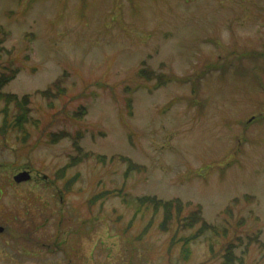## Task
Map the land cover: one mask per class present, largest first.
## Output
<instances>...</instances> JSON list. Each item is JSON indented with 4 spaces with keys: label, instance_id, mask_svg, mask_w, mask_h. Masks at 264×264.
Wrapping results in <instances>:
<instances>
[{
    "label": "rangeland",
    "instance_id": "1",
    "mask_svg": "<svg viewBox=\"0 0 264 264\" xmlns=\"http://www.w3.org/2000/svg\"><path fill=\"white\" fill-rule=\"evenodd\" d=\"M13 74L0 264H264V0H0Z\"/></svg>",
    "mask_w": 264,
    "mask_h": 264
},
{
    "label": "trees",
    "instance_id": "2",
    "mask_svg": "<svg viewBox=\"0 0 264 264\" xmlns=\"http://www.w3.org/2000/svg\"><path fill=\"white\" fill-rule=\"evenodd\" d=\"M145 72H147V73H145ZM148 70L147 69H144V68H142V69H140L139 70V72H137L138 74H140V75H142V74H144L145 73V76H147L148 77ZM163 76V75H162ZM161 75H156V78L157 77H160V78H164L165 77V79L164 80H162L161 79V83L162 84H165L166 82H168V81H170V80H174L172 77H167L166 75H164V77H162ZM13 77H14V74L13 75H9V76H6V77H3V79H2V81L0 82V86H2L3 87V85L4 84H6L9 80H11V79H13ZM60 89V88H59ZM52 90V89H51ZM50 88H48V90H45V91H43V92H41V95L43 96V97H45V95H49L50 94ZM61 90H62V93H64L65 92V89L64 88H61ZM64 91V92H63ZM49 97V96H48ZM14 99H16L15 97H14ZM14 102H15V100H13ZM25 104H27V103H25ZM130 106V105H129ZM20 108H21V105H20ZM84 111V110H83ZM16 120H15V123H14V125L16 126V128L17 129H19V130H22L23 132H25V128L23 129L22 128V126L23 125H26V123L27 122H29L28 121V119L29 118H27V114L26 113H21V111H19V113H18V116L15 118ZM24 136H27L26 134H24ZM50 136V140H51V135H49ZM76 150H77V152H78V155H80V154H82L83 152H82V149L80 148V147H76ZM83 158H89V153H83V156H82ZM94 158H96V159H98L99 160V157L100 158H102V159H105L104 157H102V156H99V155H94L93 156ZM114 159V158H113ZM112 159V160H113ZM119 159L120 160H122L124 163H127V166H125V167H127V169L125 170V178H128L129 176H130V173L133 171V172H136V171H142V169H141V166H139V165H137V164H135V163H133V162H131L129 159H127V158H125V157H119ZM75 160H77V161H82V159H81V157H78V156H76L75 157ZM73 161H74V159H73ZM136 170V171H135ZM97 197H94V199H93V203L95 202V201H97ZM125 199V198H124ZM134 201H136L137 202V206H139L140 208H136L137 210H135V216H137L138 214H139V212H141V210H142V207L144 206V207H146V208H154V211L155 212H157L158 211V209H159V206H164L163 205V201H159V200H157L156 198H154V197H148V196H143L142 198H134ZM168 203V205H167V210L168 211H165V215H164V221H162V222H164V227H167L168 226V223H170L171 222V220H172V217H173V215H174V213H173V209L175 208V210H174V212L175 211H177V210H179L178 209V207L180 206L181 207V201H179V200H177V199H175L174 201H173V204L172 205H170L171 203L170 202H167ZM158 206V207H157ZM165 207V206H164ZM176 213V212H175ZM177 217H178V215H176ZM199 216L198 215H196V213L195 212H193V213H191V215L189 216V219L187 220V223H185L183 226L185 227H190L191 229H192V227L194 226V224H195V222H202L201 223V226H200V228L198 229V231H197V233H195V234H193V235H190V236H194V237H196V236H198L199 234H200V236H202L203 234H205L206 232H211V233H213L214 235H217L218 234V232L219 233H223L224 232V235H225V231L224 230H221V229H218V228H216L215 226H212V225H209V224H207V222H205V221H203L202 219H200L199 220ZM194 220V221H193ZM161 222V223H162ZM219 235V234H218ZM190 242V240L188 241V242H186L187 244ZM188 248V247H187ZM231 256H233L234 257V255H233V253H231L230 254ZM235 258V257H234Z\"/></svg>",
    "mask_w": 264,
    "mask_h": 264
},
{
    "label": "flooded vegetation",
    "instance_id": "3",
    "mask_svg": "<svg viewBox=\"0 0 264 264\" xmlns=\"http://www.w3.org/2000/svg\"><path fill=\"white\" fill-rule=\"evenodd\" d=\"M0 82H1V80H0ZM4 87V86H3ZM3 87L2 86H0V95H1V90H3ZM1 98H3V101H1L0 100V102H4L7 106H4V109L6 110L10 105H13V98L11 99V96H7L6 97V95H1L0 96V99ZM4 104V105H5ZM10 108V107H9ZM4 109H2L1 110V112L3 113L4 112ZM4 114V113H3ZM8 116V115H7ZM16 120V119H15ZM14 123H15V121H14ZM2 165H1V162H0V228H2V231H0V252L2 251V250H4V249H7V250H11V252L12 253H14V252H16V250H17V247H10V246H4V245H2L3 244V242H7L6 240H8L6 237H4V233L6 234L8 231L5 229L6 227L5 226H3V225H1V222L3 221V212H2V210H3V205L1 204L2 203V201H3V196H4V194H3V189L5 188V184H4V179H3V174L1 173L2 171ZM22 171H28V170H16L12 175H11V181H8L7 183H8V185L9 186H17V185H19V184H21V183H16L15 181H14V176H16L17 175V173L19 174L20 172H22ZM28 173H29V175H30V179H31V173H30V171H28ZM29 179V180H30ZM3 215V216H2ZM12 216V215H11ZM13 217H15L14 215H13ZM16 218V217H15ZM32 233H34V232H32ZM31 234H29V236H30ZM23 237H25V236H23ZM6 238V239H5ZM13 239H17V237H12ZM46 248V247H45ZM47 249V248H46Z\"/></svg>",
    "mask_w": 264,
    "mask_h": 264
},
{
    "label": "water",
    "instance_id": "4",
    "mask_svg": "<svg viewBox=\"0 0 264 264\" xmlns=\"http://www.w3.org/2000/svg\"><path fill=\"white\" fill-rule=\"evenodd\" d=\"M29 179H30V175L28 171H22L19 174L17 173L16 176H14V181L16 183L27 182ZM0 231H2V228H0Z\"/></svg>",
    "mask_w": 264,
    "mask_h": 264
}]
</instances>
